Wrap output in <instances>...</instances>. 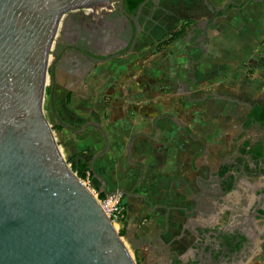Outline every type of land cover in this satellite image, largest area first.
Segmentation results:
<instances>
[{"label": "crops", "instance_id": "0c3cea01", "mask_svg": "<svg viewBox=\"0 0 264 264\" xmlns=\"http://www.w3.org/2000/svg\"><path fill=\"white\" fill-rule=\"evenodd\" d=\"M217 2H228L231 9L209 11L197 26L198 35L154 44L155 52L138 57L144 42L137 46L131 35L92 79L70 85L63 76L55 81L52 123L68 157L88 166L98 190L121 195V236L136 257L137 250L151 251L152 240L172 244L178 252L184 249L180 240L189 212L198 209L200 177L210 169L201 158L208 146L200 136L207 128V103L226 96L207 90L220 85L215 68L220 51L228 58L224 64L240 70L245 59L253 63V49H264V0ZM149 18L153 21L155 13ZM242 50L244 60L238 58ZM235 88L246 99L243 105L254 99L253 86L241 81L226 89ZM67 98L76 104L81 100L80 105L68 111ZM210 146L213 153L220 150Z\"/></svg>", "mask_w": 264, "mask_h": 264}, {"label": "water", "instance_id": "95a60500", "mask_svg": "<svg viewBox=\"0 0 264 264\" xmlns=\"http://www.w3.org/2000/svg\"><path fill=\"white\" fill-rule=\"evenodd\" d=\"M115 0H0V264H137L44 110L62 16Z\"/></svg>", "mask_w": 264, "mask_h": 264}, {"label": "flooded vegetation", "instance_id": "af4514ba", "mask_svg": "<svg viewBox=\"0 0 264 264\" xmlns=\"http://www.w3.org/2000/svg\"><path fill=\"white\" fill-rule=\"evenodd\" d=\"M217 1L203 0L215 14L231 9L228 2L221 6ZM159 3L160 0H115L96 16L81 9L62 16L44 98L50 117L55 81L63 76L65 84L70 85L80 78L92 79L103 62L120 54L131 35L130 41L139 46L152 25L149 17L158 10ZM197 26L194 24L180 38L191 32L198 35ZM219 98L235 102L227 96ZM241 117L240 124L226 125L223 133L227 137L219 141L211 142L207 130L222 129L221 124L207 126L204 135L200 131V136L208 140L206 154L201 158L210 169L200 177L198 209L189 212L186 234L180 240L184 249L178 252L172 244L152 240L151 251L142 252V264H264V91L258 100L246 101ZM212 144L220 150L213 153ZM223 146L228 150L223 151ZM138 253L139 250L137 256Z\"/></svg>", "mask_w": 264, "mask_h": 264}, {"label": "rangeland", "instance_id": "374dc122", "mask_svg": "<svg viewBox=\"0 0 264 264\" xmlns=\"http://www.w3.org/2000/svg\"><path fill=\"white\" fill-rule=\"evenodd\" d=\"M159 5L160 7L158 8V10L153 12L155 13V19L153 20L152 25L148 26L147 29L148 31L143 36L144 43H142V45L137 50V57L145 56V54L150 53V51L152 52V50L153 52H155L156 46L153 49L154 44L156 45L162 44L165 41L164 39L168 37L169 39H171L172 36L175 35L177 31L182 30L184 32L191 25L201 24L200 20H202V18L209 13V10L204 6L203 0H160ZM174 28L177 31H175V33L172 34V32H174L173 31ZM57 32L55 36H57ZM181 36L183 35L181 34L178 37L180 38ZM223 43H224V39H223ZM149 46H151V48H148ZM250 51L251 50H248V52ZM253 51H254L253 52L254 60L252 64L247 63L245 59L246 51L245 50L239 51L238 58L240 59L242 57V60L245 59V61L238 66L240 70L234 69V67L231 68L227 64H224L227 62L228 58H225L224 51L222 50L220 51L219 61L215 66V68L217 69L216 82H218L220 85L216 89H207V90L208 92H216V94L218 95L225 94L226 96L229 97L228 98L229 100L233 99L235 102L232 101L229 102L227 98L220 99L218 96L217 97L215 96L213 105H211V102L207 103V112L204 121L206 126L210 125L211 126L210 128H212L213 124L215 126H218L220 124L222 125V129L215 128L214 130H210V131L207 130V136H210L209 139L213 142L219 141L220 137L223 138L227 137V135L223 132H225V129L227 128L228 124L238 125L242 122L241 116L243 114L245 105H243L241 102L242 100H246V99L242 97V95H236L238 94L237 88L233 89L232 91H228L226 88L232 85L236 86V84L238 85V83H240L241 81L243 84L247 83L249 86L254 87L253 88V91L255 93L254 100H258L262 92L264 91V65L261 64V58H263L264 56V49L255 48V50L253 49ZM51 58L52 57L49 56L48 63L51 62ZM220 63L222 64L220 65ZM233 71H235L236 75L231 76L233 75L232 73ZM47 85L48 86L50 85V79L49 82L47 81L46 86ZM69 99L70 98H67V103H66V107L68 111L69 109L70 110L74 109L76 105H80L81 100L76 104L75 101L68 102ZM241 104L242 106H240ZM58 107L60 108V106ZM44 110H45V114L49 119L50 124L52 125L53 131H55L58 142L62 146V149L59 148V153L61 157L68 162L67 158L69 157L67 151L58 136V132L54 128V124L52 123L51 117L45 106H44ZM223 148H224L223 151L228 150L227 148H225V146H223ZM92 182L94 184L93 179ZM124 243L130 255L135 260V262L137 264H142L143 253L139 252L138 253L139 256L136 257L134 252H132L129 244L126 241H124ZM262 262H264V260H262Z\"/></svg>", "mask_w": 264, "mask_h": 264}, {"label": "built area", "instance_id": "2783aa9c", "mask_svg": "<svg viewBox=\"0 0 264 264\" xmlns=\"http://www.w3.org/2000/svg\"><path fill=\"white\" fill-rule=\"evenodd\" d=\"M52 51L53 49H50L51 56H52L51 54ZM52 132H53L54 137L56 138V141L58 142L55 131L52 130ZM58 147L62 149L61 144H59ZM68 164L69 166H71V162H68ZM74 173L80 178L83 185L93 195V197L98 201L103 212L110 219L115 230L119 233L121 231V225L123 224V220L125 219V207L121 203V195L119 193H110V194H104V196H100L99 195L100 191L93 184L92 177H91L89 170L85 171L84 177H80L77 171H74Z\"/></svg>", "mask_w": 264, "mask_h": 264}, {"label": "trees", "instance_id": "16d2710c", "mask_svg": "<svg viewBox=\"0 0 264 264\" xmlns=\"http://www.w3.org/2000/svg\"><path fill=\"white\" fill-rule=\"evenodd\" d=\"M183 33L182 30L180 31H177L175 35L172 36L171 39L169 40H165L163 43H162V46H165L167 45L169 42H171V40L175 37H178L179 35H181ZM54 128L56 129V127L54 126ZM64 146V145H63ZM60 148V147H59ZM61 149V148H60ZM68 162H71V167L73 169V171H77L78 175L80 177H84L85 176V171L88 170V166L86 164H82L80 162H77V161H72L71 158H67ZM100 196H104V193L100 192L99 193ZM120 235H121V231H120Z\"/></svg>", "mask_w": 264, "mask_h": 264}, {"label": "bare ground", "instance_id": "6f19581e", "mask_svg": "<svg viewBox=\"0 0 264 264\" xmlns=\"http://www.w3.org/2000/svg\"><path fill=\"white\" fill-rule=\"evenodd\" d=\"M55 34H56V33H55ZM55 37H56V36H55ZM53 47H54V43H52V45H51V49H53ZM50 56H51V55H50ZM51 57H52V56H51ZM47 81H48V80L46 79V82H45L46 84H47ZM48 82H49V81H48ZM58 150H59V147H58ZM129 254H130V253H129Z\"/></svg>", "mask_w": 264, "mask_h": 264}]
</instances>
